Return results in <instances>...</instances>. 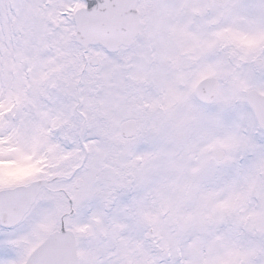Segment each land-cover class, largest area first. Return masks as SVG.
Instances as JSON below:
<instances>
[{"label": "snow or ice", "instance_id": "6c2138e0", "mask_svg": "<svg viewBox=\"0 0 264 264\" xmlns=\"http://www.w3.org/2000/svg\"><path fill=\"white\" fill-rule=\"evenodd\" d=\"M0 264H264V0H0Z\"/></svg>", "mask_w": 264, "mask_h": 264}]
</instances>
